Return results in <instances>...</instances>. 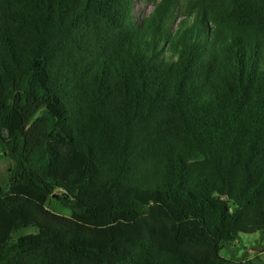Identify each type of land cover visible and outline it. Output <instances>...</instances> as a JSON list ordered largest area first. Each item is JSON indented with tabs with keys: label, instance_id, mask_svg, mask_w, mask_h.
<instances>
[{
	"label": "trees",
	"instance_id": "obj_1",
	"mask_svg": "<svg viewBox=\"0 0 264 264\" xmlns=\"http://www.w3.org/2000/svg\"><path fill=\"white\" fill-rule=\"evenodd\" d=\"M152 3L0 0V264H242L264 233V0Z\"/></svg>",
	"mask_w": 264,
	"mask_h": 264
},
{
	"label": "rangeland",
	"instance_id": "obj_2",
	"mask_svg": "<svg viewBox=\"0 0 264 264\" xmlns=\"http://www.w3.org/2000/svg\"><path fill=\"white\" fill-rule=\"evenodd\" d=\"M134 15L147 16L153 10L152 0H134ZM180 17V16H179ZM12 167V162L0 151V190L7 185V177ZM15 191H19L15 189ZM55 211L66 214L59 205L54 204ZM52 206V207H53ZM38 228L33 224L22 225L14 236L17 241L23 236L36 234ZM264 233L240 234L236 241L223 245L220 255L228 260L242 264H264Z\"/></svg>",
	"mask_w": 264,
	"mask_h": 264
}]
</instances>
